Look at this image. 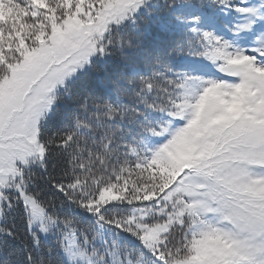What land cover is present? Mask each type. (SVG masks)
I'll list each match as a JSON object with an SVG mask.
<instances>
[{"label": "snow or ice", "instance_id": "snow-or-ice-1", "mask_svg": "<svg viewBox=\"0 0 264 264\" xmlns=\"http://www.w3.org/2000/svg\"><path fill=\"white\" fill-rule=\"evenodd\" d=\"M0 264H264V0H0Z\"/></svg>", "mask_w": 264, "mask_h": 264}]
</instances>
